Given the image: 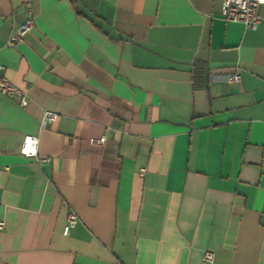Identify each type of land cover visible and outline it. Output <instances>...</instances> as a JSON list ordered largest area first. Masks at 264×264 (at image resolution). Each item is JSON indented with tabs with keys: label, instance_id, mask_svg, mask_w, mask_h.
Listing matches in <instances>:
<instances>
[{
	"label": "crops",
	"instance_id": "1",
	"mask_svg": "<svg viewBox=\"0 0 264 264\" xmlns=\"http://www.w3.org/2000/svg\"><path fill=\"white\" fill-rule=\"evenodd\" d=\"M223 2L0 0V264H264V3Z\"/></svg>",
	"mask_w": 264,
	"mask_h": 264
},
{
	"label": "built area",
	"instance_id": "2",
	"mask_svg": "<svg viewBox=\"0 0 264 264\" xmlns=\"http://www.w3.org/2000/svg\"><path fill=\"white\" fill-rule=\"evenodd\" d=\"M264 3V0H224L222 7V15L226 21H241L248 28H255L261 21L259 6ZM34 25V17L31 10L28 11V16L25 22L20 26L19 30L12 35V40H18L20 37L29 31ZM242 79L239 71L228 74L227 81L229 83H238ZM8 97L17 99L21 106H26L29 102L28 92L14 84L4 73V67L0 64V98ZM58 117V113L43 109L40 120V126L46 128L50 123L54 122ZM95 142H103L104 138L93 140ZM39 138L33 134H26L23 138L20 152L28 157H36L40 163L49 161V158L38 157ZM146 169L141 168L139 173L143 175ZM79 216L75 211H70L67 216V221L64 227V233L69 234L70 230L77 224ZM4 228V223L0 222V229ZM214 253L205 251L204 260L209 264H214Z\"/></svg>",
	"mask_w": 264,
	"mask_h": 264
}]
</instances>
